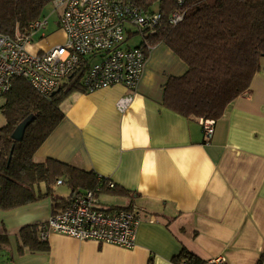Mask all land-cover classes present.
<instances>
[{"label":"crops","instance_id":"0c3cea01","mask_svg":"<svg viewBox=\"0 0 264 264\" xmlns=\"http://www.w3.org/2000/svg\"><path fill=\"white\" fill-rule=\"evenodd\" d=\"M58 33L54 44L34 41V34L28 50L40 53L64 43L65 33ZM262 66L250 91L216 122L209 141L199 118L165 104L170 77L189 67L163 42L151 48L136 90L120 84L71 90L60 103L64 118L34 160H58L125 191L101 192L118 197L103 208L131 207L141 217L135 246L50 232L46 250L21 253L19 230L53 214L46 197L0 210V235L8 237L0 247L7 255L3 264H178L183 250L203 262L264 264V59ZM128 96L132 101L120 111L118 101ZM40 190L47 191L44 183Z\"/></svg>","mask_w":264,"mask_h":264},{"label":"trees","instance_id":"16d2710c","mask_svg":"<svg viewBox=\"0 0 264 264\" xmlns=\"http://www.w3.org/2000/svg\"><path fill=\"white\" fill-rule=\"evenodd\" d=\"M51 1L0 0V33L12 36L29 33L30 25L45 16L44 9ZM136 3L149 15L161 16L153 28L155 32L147 38L149 46L167 44L189 67L184 75L170 77L165 104L186 117L213 120L216 125L227 107L250 91L255 75L263 69L264 0H185L182 4L177 0H136ZM175 11L183 18L172 23ZM150 31L147 29L145 33ZM137 33L140 32L132 36ZM151 48L147 49V56ZM86 64L83 59L78 72L62 83L57 94L48 97L37 93L24 78L13 80L0 105L5 118L0 125V210L51 197L55 214L86 190L95 191L96 196L101 192L127 194L118 187L106 188L107 178L93 172L55 159L43 163L34 160L38 149L64 118L62 99L71 90L82 88L80 80ZM32 114L35 119L26 128L23 140H14L16 127ZM59 181L71 189L68 197L54 194ZM41 183L46 185V192L40 190ZM41 224H29L19 230L21 253L47 249V241L39 235ZM6 242L7 235H0V247ZM182 260L189 264L203 262L187 250H183L177 262Z\"/></svg>","mask_w":264,"mask_h":264},{"label":"built area","instance_id":"2783aa9c","mask_svg":"<svg viewBox=\"0 0 264 264\" xmlns=\"http://www.w3.org/2000/svg\"><path fill=\"white\" fill-rule=\"evenodd\" d=\"M177 1L182 4L185 0ZM52 2L55 11H61L59 26L65 33L64 43L40 53L28 50L33 35L48 24L46 16L32 23L27 34L0 33V99L11 90L13 80L18 77L26 79L41 96L48 97L64 80L78 72L83 59L87 64L80 84L86 92L117 84L136 90L146 65V51L151 48L147 38L155 32L153 28L161 16L149 15L136 0ZM182 18L183 15L175 11L171 22L177 23ZM147 29L151 31L145 33ZM136 31L141 33L142 41L136 46L125 47L126 40ZM131 101L130 96L120 99L119 110L125 111ZM200 123L209 141L215 132V122L201 118ZM106 180V188L116 187L113 181ZM140 223L141 217L133 209L103 208L95 191L86 190L41 224V238L46 240L50 232H55L79 240L91 239L133 248ZM223 261V258H216L200 264ZM178 264L189 263L182 260Z\"/></svg>","mask_w":264,"mask_h":264},{"label":"rangeland","instance_id":"374dc122","mask_svg":"<svg viewBox=\"0 0 264 264\" xmlns=\"http://www.w3.org/2000/svg\"><path fill=\"white\" fill-rule=\"evenodd\" d=\"M59 13H61V11H55L52 1L46 5L44 9V14L49 19L48 24L44 29L40 30L38 33L35 34L34 41H41L44 44H54L59 41L58 38H60V34L58 33V31L61 29L59 26ZM43 34H45V37H41ZM141 41L142 35L141 33H137L134 36L129 37L124 43V46H136ZM96 60L97 59H94V61ZM2 102L3 99H0V105L2 104ZM4 123L5 118L0 110V125H3ZM54 189V194L59 197H68L71 193V189L67 186V184L55 185ZM97 197H99V199L101 200V204H103H99L101 207L111 205V203L114 201V198H118L111 193H100L99 195H97ZM6 256V254H2V252H0V264H3L5 262Z\"/></svg>","mask_w":264,"mask_h":264},{"label":"water","instance_id":"95a60500","mask_svg":"<svg viewBox=\"0 0 264 264\" xmlns=\"http://www.w3.org/2000/svg\"><path fill=\"white\" fill-rule=\"evenodd\" d=\"M61 89H57L56 91H54L52 93V95H55L57 94ZM35 119V115L32 114L30 116H28L26 119H24L17 127L16 129L14 130L13 134H12V138L16 141H22L23 138H24V135H25V131H26V128L34 121ZM13 150L12 149V152H11V155L13 153ZM10 159H11V156L9 158V162H10Z\"/></svg>","mask_w":264,"mask_h":264}]
</instances>
